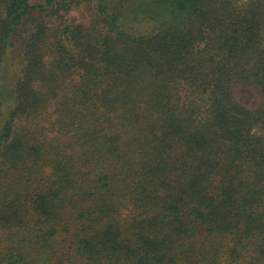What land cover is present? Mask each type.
Listing matches in <instances>:
<instances>
[{"label":"trees","instance_id":"16d2710c","mask_svg":"<svg viewBox=\"0 0 264 264\" xmlns=\"http://www.w3.org/2000/svg\"><path fill=\"white\" fill-rule=\"evenodd\" d=\"M0 264H264V0H0Z\"/></svg>","mask_w":264,"mask_h":264},{"label":"rangeland","instance_id":"374dc122","mask_svg":"<svg viewBox=\"0 0 264 264\" xmlns=\"http://www.w3.org/2000/svg\"><path fill=\"white\" fill-rule=\"evenodd\" d=\"M82 11H83V10L73 11V12L71 13V15H73V16L79 18V19H82V18H83V16H82ZM18 58H19V56H18ZM18 58H16V60H14L15 63H14V65L10 68L11 72L9 73L10 76H9V78H8V81H9V80L11 81V80L14 78V75H15L16 70H17L16 65L20 63V59H18ZM256 98H258L256 92H254L252 89H248V88L246 89V91H244V93H243V95H242V100H243L244 102H248V103L251 102V101L256 100Z\"/></svg>","mask_w":264,"mask_h":264}]
</instances>
